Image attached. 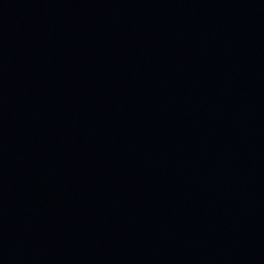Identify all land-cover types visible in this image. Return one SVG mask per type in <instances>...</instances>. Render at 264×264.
Listing matches in <instances>:
<instances>
[{
	"label": "water",
	"instance_id": "95a60500",
	"mask_svg": "<svg viewBox=\"0 0 264 264\" xmlns=\"http://www.w3.org/2000/svg\"><path fill=\"white\" fill-rule=\"evenodd\" d=\"M0 264H264V0H0Z\"/></svg>",
	"mask_w": 264,
	"mask_h": 264
}]
</instances>
